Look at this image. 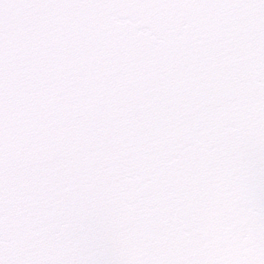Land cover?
Masks as SVG:
<instances>
[{"label": "water", "instance_id": "1", "mask_svg": "<svg viewBox=\"0 0 264 264\" xmlns=\"http://www.w3.org/2000/svg\"><path fill=\"white\" fill-rule=\"evenodd\" d=\"M0 264H264V0H0Z\"/></svg>", "mask_w": 264, "mask_h": 264}]
</instances>
